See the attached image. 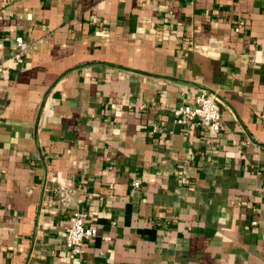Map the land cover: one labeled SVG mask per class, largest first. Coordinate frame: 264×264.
<instances>
[{
	"label": "crops",
	"instance_id": "1",
	"mask_svg": "<svg viewBox=\"0 0 264 264\" xmlns=\"http://www.w3.org/2000/svg\"><path fill=\"white\" fill-rule=\"evenodd\" d=\"M1 62L0 264H264V0H0Z\"/></svg>",
	"mask_w": 264,
	"mask_h": 264
},
{
	"label": "built area",
	"instance_id": "2",
	"mask_svg": "<svg viewBox=\"0 0 264 264\" xmlns=\"http://www.w3.org/2000/svg\"><path fill=\"white\" fill-rule=\"evenodd\" d=\"M244 18L238 19L234 25V30L239 31L244 25ZM17 48L16 55L9 57L22 61L20 52L25 51L29 47V42L22 36L15 37ZM2 66V62L0 63ZM175 121L183 124H193L195 126L208 125L214 129L223 127L220 113L219 98L207 89L201 88L192 96L188 102L179 103L172 108ZM140 184L139 180L134 179L132 185L134 187ZM252 223H256L253 220ZM97 227L88 219L86 211L80 209H72L65 228V246L72 253H81L84 250V240L96 234ZM109 238V236H105Z\"/></svg>",
	"mask_w": 264,
	"mask_h": 264
}]
</instances>
